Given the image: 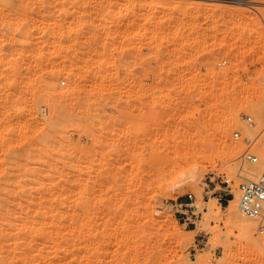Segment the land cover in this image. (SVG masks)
Here are the masks:
<instances>
[{"label": "rangeland", "instance_id": "rangeland-1", "mask_svg": "<svg viewBox=\"0 0 264 264\" xmlns=\"http://www.w3.org/2000/svg\"><path fill=\"white\" fill-rule=\"evenodd\" d=\"M263 156L264 0L0 1V264H264Z\"/></svg>", "mask_w": 264, "mask_h": 264}, {"label": "built area", "instance_id": "built-area-1", "mask_svg": "<svg viewBox=\"0 0 264 264\" xmlns=\"http://www.w3.org/2000/svg\"><path fill=\"white\" fill-rule=\"evenodd\" d=\"M248 123H252L250 117L246 118ZM235 139H239L238 132L233 134ZM241 166L245 163H255L257 158L245 151L240 156ZM238 172L237 178L240 182L235 185V182L226 178L220 177L218 184H220V191L216 195V200L221 203H228L230 199H236L238 212L251 219L257 224V231L264 234V173L254 177H243ZM208 192H205L207 195ZM195 197L193 194H187V201L178 203L177 205V219L181 221L186 227L195 226L197 220L196 207L194 205Z\"/></svg>", "mask_w": 264, "mask_h": 264}, {"label": "bare ground", "instance_id": "bare-ground-1", "mask_svg": "<svg viewBox=\"0 0 264 264\" xmlns=\"http://www.w3.org/2000/svg\"><path fill=\"white\" fill-rule=\"evenodd\" d=\"M1 1V0H0ZM6 16V15H5ZM9 17V16H8ZM62 32V31H61ZM69 38V37H68ZM57 60V59H56ZM80 60V59H79ZM38 67V66H37ZM19 72V71H18ZM59 84V83H58ZM65 86V85H64ZM48 87V86H47ZM60 89V88H59ZM65 90V89H64ZM58 93V92H57ZM63 93V92H62ZM54 96V95H53ZM65 98V97H64ZM42 99V98H41ZM82 101V100H81ZM88 101V100H87ZM44 102V101H43ZM55 102V101H54ZM53 102V103H54ZM73 103V102H72ZM75 105V104H74ZM45 106V105H44ZM69 106V105H68ZM54 111V110H53ZM59 112V111H58ZM71 112V111H70ZM72 114V113H71ZM62 117V116H61ZM49 122V121H48ZM51 122V121H50ZM40 136V135H39ZM43 142V141H42ZM254 166V165H253ZM255 168V173H251L253 176H257L258 174L260 175V173L264 172V156H263V159H261V162L258 163L257 165L254 166ZM235 200V199H234ZM234 200L230 201L229 204L225 207V217L226 219L228 218V221L229 219H233V218H236L235 217V213H236V210H235V207H234ZM214 204H212L213 206ZM238 211V210H237ZM210 212L211 213H214L216 214L212 207H210ZM213 214V215H214ZM238 217V216H237ZM240 217V216H239ZM238 217V218H239ZM249 219V218H248ZM247 218H240V221H241V224H240V228L243 230L244 233H248L250 232V229L253 227V222L252 220H248ZM239 220V219H238ZM258 227V226H256ZM252 233V232H251ZM249 236V235H248ZM255 239V238H254ZM258 240V239H257Z\"/></svg>", "mask_w": 264, "mask_h": 264}]
</instances>
